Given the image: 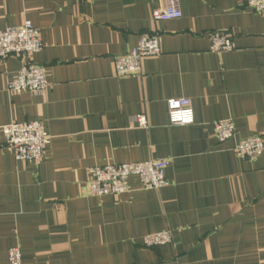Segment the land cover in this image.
<instances>
[{
	"label": "crops",
	"instance_id": "0c3cea01",
	"mask_svg": "<svg viewBox=\"0 0 264 264\" xmlns=\"http://www.w3.org/2000/svg\"><path fill=\"white\" fill-rule=\"evenodd\" d=\"M183 17L155 21L164 0H0V31L30 21L43 49L46 93L12 94L24 66L0 61V128L42 121L45 160L17 161L0 132V264H264V154L241 160L239 140L264 137V14L243 0H180ZM233 49L211 50L212 33ZM158 34L162 55L140 77L117 78L114 60L141 35ZM186 98L195 124L171 126L167 101ZM148 128H140L138 116ZM231 120L220 143L212 124ZM170 161L169 185L119 197H89V169ZM170 231L172 244L145 248Z\"/></svg>",
	"mask_w": 264,
	"mask_h": 264
},
{
	"label": "built area",
	"instance_id": "2783aa9c",
	"mask_svg": "<svg viewBox=\"0 0 264 264\" xmlns=\"http://www.w3.org/2000/svg\"><path fill=\"white\" fill-rule=\"evenodd\" d=\"M244 4L256 14H264V0H243ZM162 9L152 10L155 21L178 20L183 17L180 0H164ZM211 50L221 54L233 49V36L230 33H212ZM43 41L40 31L26 21L19 27H9L0 31V61L10 57L24 61V66L8 83L7 90L12 94H43L50 87L49 74L46 67L36 64L32 57L42 51ZM162 55L161 38L158 34L141 35L135 49L114 60L117 78L140 77L147 60ZM168 119L171 126L187 127L195 124L192 103L186 98H173L167 101ZM140 128H148V121L141 115L136 118ZM214 137L224 143L236 137L235 123L231 120L218 121L212 124ZM5 137V147L10 150L17 161L39 164L45 160L46 152L51 144L45 123L14 122L0 128ZM236 155L248 162L261 158L264 154V137L252 136L239 140L235 148ZM170 161H146L134 164H108L89 169V180L83 192L89 197H119L130 192V180L136 179L143 190H160L169 185L166 169ZM170 231L147 235L143 239L145 248H158L172 244ZM10 264H23L22 250L13 247L8 252Z\"/></svg>",
	"mask_w": 264,
	"mask_h": 264
}]
</instances>
